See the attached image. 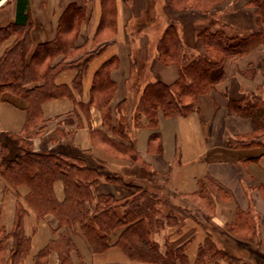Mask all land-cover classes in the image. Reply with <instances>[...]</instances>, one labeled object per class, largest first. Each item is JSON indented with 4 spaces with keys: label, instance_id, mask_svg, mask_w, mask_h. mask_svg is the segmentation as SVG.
I'll use <instances>...</instances> for the list:
<instances>
[{
    "label": "crops",
    "instance_id": "obj_1",
    "mask_svg": "<svg viewBox=\"0 0 264 264\" xmlns=\"http://www.w3.org/2000/svg\"><path fill=\"white\" fill-rule=\"evenodd\" d=\"M261 1L264 2L251 0L254 4L259 3L260 8L257 9L258 13H255L256 9L249 12L246 9V21L237 16L238 10L235 11V8L231 10L233 18L223 15L224 9L230 7V2L238 5L243 0H224L218 10L237 32L264 31V6ZM72 2L80 4L81 0H29V13L33 22L32 49L55 37L60 17ZM115 6L116 32L111 38L97 42L109 41L110 44L91 61L81 89L72 84L75 71L65 70L64 76H57L58 83L70 87L72 96L65 95L43 102V122L37 127L40 132L29 138L32 148L37 151L45 149L82 155L91 165L99 164L107 172H119L128 182L161 196L162 200L157 204L160 212L155 220L161 221L162 226H148L150 239L159 244L161 252H165L166 243L172 248L185 244L189 264L194 249L201 243L199 238L208 233L216 237L222 244L221 249L228 252L230 258L239 256L235 253L237 249L233 248L237 245L235 236L228 226L236 220L237 215L245 214L248 217L243 224L250 228L251 217L243 212L255 214L254 225L259 247L255 249L251 245L242 244L237 246L238 249L247 247L248 255L243 256L246 264H264V146L260 142L264 141V133L248 136L257 125L264 131V88H261L264 86V44L258 43L244 53L227 57L221 68V78L207 92L198 94V103L193 110L171 116L159 112L158 125L147 131L142 126L133 125L135 105L144 86L155 80L172 84L179 77L176 64H165L156 56V43L161 35L154 41L155 35H158V28L152 23L154 13L162 15L165 26L168 21L176 22L182 40L192 47L191 54L195 55L205 52L204 39L198 31L207 16L192 8L175 9L168 0H115ZM150 7L154 8V13L148 16L146 12ZM101 13V0H88L87 19L81 24L76 45H85L86 50L92 48V39L100 23ZM16 17V0H0V27L14 22ZM240 28L243 30H239ZM149 31L153 35H149ZM13 39L14 37L10 40ZM61 58L62 55L57 56L52 63ZM111 58L116 61L115 68L111 71V79L115 83V93L111 99L112 124L117 122L116 106L125 100L129 136L123 138L103 125L97 106H86L95 71ZM143 65L146 66V71L140 72ZM255 91L257 94L253 96L254 102H251ZM2 97L0 142H5L9 136L21 134L26 120L27 102L8 92L3 93ZM93 130L96 140L100 139L98 131L101 130L109 137L131 146L133 156L137 155L139 158L138 162H128L123 157L118 159L111 155L99 142L93 140ZM154 131L157 134L153 135ZM139 133H142V137ZM231 137L253 138L259 143L233 146ZM94 148L101 149L102 154L95 152ZM10 184L0 166V233L5 230L3 238L10 232L15 216L13 196L10 220L8 223L3 220L4 202L11 192ZM26 187L19 186L20 192L25 193ZM56 189L61 194L60 183H57ZM131 189L103 180L95 191L97 194L109 193L119 199L128 195ZM204 189L211 193V198L207 195L200 196V204L203 202L206 205L211 199L215 207L210 214L195 200ZM117 211L123 214L125 209L119 206ZM169 213L178 215L179 226L175 225L174 228L173 224L166 223V215ZM32 215V218L27 215L29 223L25 226L26 232L30 228L28 234L32 236L31 244L36 238L39 223L53 236L64 231L75 243L71 256L74 254L75 259H72L77 264H167L130 259L116 244L123 227L111 231L106 250L91 253L81 238L79 227L61 225L51 213L42 217H36L34 213ZM171 227L175 230L171 231ZM53 236L28 253L26 264L34 262L33 253L44 247ZM244 240L251 242L249 238ZM11 244V237L0 243V264H8ZM186 263L187 261L176 260L174 264ZM41 264H59L58 253L51 250L42 255Z\"/></svg>",
    "mask_w": 264,
    "mask_h": 264
},
{
    "label": "trees",
    "instance_id": "obj_2",
    "mask_svg": "<svg viewBox=\"0 0 264 264\" xmlns=\"http://www.w3.org/2000/svg\"><path fill=\"white\" fill-rule=\"evenodd\" d=\"M223 1L207 0V5L203 7L198 5V0H186L180 4L175 0H168L175 9L192 8L207 16L198 31L204 39L205 52L191 54L192 47L182 40L176 22L168 21L156 43V56L165 64H176L179 77L172 84L155 80L144 86L134 109L135 127H156L159 112L171 116L193 110L198 103V94L207 92L221 78V68L227 57L244 53L258 43L264 44V31L237 32L223 18L222 13L219 14L218 9ZM16 2V20L0 27V43L14 37L0 56V101L3 100V93L8 92L27 102L26 120L21 134L9 136L6 143L0 142L1 172L11 183L9 190L15 196L12 228L4 238L5 230L0 233V243L12 238L7 263L25 262L32 242V236L25 230V218L33 211L36 217L51 213L58 218L61 225L79 227L96 252L106 250L111 231L123 227L116 244L130 259L167 264H174L176 260L186 262L185 244L172 248L166 243L165 252H161L159 244L150 239L148 226H162L161 221L155 220L160 212L157 204L161 202V196L128 182L119 172H107L102 165H91L82 155L45 149L37 151L29 141V138L40 132L37 127L43 122V102L65 95L72 96L70 87L58 83L57 76L65 70L74 69L76 75L72 84L81 89L83 77L92 59L110 44L109 41L99 44L97 42L111 38L116 32L115 0H101V19L90 50H86L85 45H76L81 24L87 19L88 0H81L80 4L70 3L60 17L55 37L39 43L35 49H32L33 22L29 13V0ZM261 2L264 6V2ZM59 55L62 58L52 63ZM115 64L114 58L107 59L95 71L86 106H97L103 125L123 138L129 136L125 100L116 106L117 122L112 124L111 99L115 93V83L111 79V71ZM98 133L100 139L96 140L95 131H92L95 142H99L113 154L129 157L133 163L138 162L139 158L137 155L133 156L134 150L131 146L109 137L104 131L100 130ZM155 134L157 131H154L153 135ZM244 139L231 137L230 142L233 146L259 143L253 138ZM103 180L130 187L132 191L119 199L109 193L97 194V185ZM57 183L62 186L61 195L56 191ZM21 185H26L29 191L21 193ZM205 195L211 198L207 189L200 194ZM21 199H24L25 204ZM211 202L206 204L207 208L215 207ZM119 206L125 209L123 214L118 213ZM243 213L249 215L248 211ZM166 219V223L174 226L180 221L175 213H169ZM211 236L208 233L205 240L200 241L197 263L212 257V264H223L216 258L220 256L227 264L240 260L246 264L243 257L230 258L229 253L218 247ZM74 248L75 243L71 236L59 231L35 255V264H41L42 255L51 250L58 253L59 264H77L71 256Z\"/></svg>",
    "mask_w": 264,
    "mask_h": 264
},
{
    "label": "rangeland",
    "instance_id": "obj_3",
    "mask_svg": "<svg viewBox=\"0 0 264 264\" xmlns=\"http://www.w3.org/2000/svg\"><path fill=\"white\" fill-rule=\"evenodd\" d=\"M178 4H180V3H185L186 2V0H175ZM199 2H198V5L199 6H206L207 5V0H198ZM155 2V1H154ZM223 3V2H222ZM261 3V2H260ZM229 5H230V7L228 8V9H224V11H223V15L224 16H229V17H231V18H233L231 15V10L233 9V8H235L236 10L235 11H237L238 10V17L240 16V19L241 20H244V21H246V19H245V12H246V9H248V12H249V10L251 11V9H256V11H257V9L258 8H260V4L258 3V4H254L253 2H251V0H243V2H242V4L240 3V4H238V5H235V3H232V2H230L229 3ZM149 11V12H148ZM147 12H146V15H148V16H151V14L152 13H154V8H152V7H150L149 8V10H148ZM230 13V14H229ZM241 13V14H240ZM255 13H258V11L257 12H255ZM219 14H221L220 12H219ZM249 14V13H248ZM236 19H237V17H236ZM165 19L162 17V15H157V14H155L154 13V15H153V21H152V23H155L156 24V27L158 28V32H157V34L158 35H155V38H154V41H157V37H159V35H161L162 34V32H163V30H164V28L166 27L165 26V21H164ZM229 23H231V22H229ZM152 29V28H151ZM240 30L242 31L243 29L242 28H240ZM243 32V31H242ZM149 35H153V33L152 32H150L149 31ZM13 37V36H12ZM12 37H10V38H8V39H6V40H3L1 43H0V56L4 53V51H5V49L12 43V41L10 40ZM155 43V42H154ZM104 51V49L100 52V53H98L96 56H98V55H100L102 52ZM95 56V57H96ZM94 57V58H95ZM229 57H231V56H229ZM93 58V59H94ZM92 59V60H93ZM71 71H75L74 69H70ZM140 72H145L146 71V66H142L141 68H140ZM219 70V69H218ZM76 72V71H75ZM87 74V73H86ZM85 74V75H86ZM84 75V76H85ZM251 86H254V85H252V83H251ZM261 88H264V86L262 85L261 86ZM253 95H252V97H251V102H254V97L253 96H255V94H257V91H255L254 93H252ZM250 97V96H249ZM263 97H264V95H263ZM263 101H264V98H263ZM27 113V112H26ZM142 128H146V130L147 131H150L152 128H153V126H149V125H143L142 126ZM264 133V131H263V129H261V127L259 126V125H257V126H254V130L251 132V134H248V136H257V134L258 133ZM244 140H246V138L244 139ZM260 142H262V144H264V141H260ZM103 147V146H102ZM103 148H105V147H103ZM111 155L113 154L110 150H108V148H105ZM114 156H116V158H118V159H120V158H125V160H129L128 162H130V158L129 157H125V156H122V155H116V154H113ZM29 191V188L28 187H26V188H24V192L25 193H27ZM60 193H62V190H60ZM61 195V194H60ZM195 200H196V202L198 203V204H200V201H201V199H200V195H199V197H196L195 198ZM211 201H209V203H210ZM212 203V202H211ZM200 206L202 207V209L205 211V212H207V214H210V213H213V211H212V209H214L213 208V206H211V208H207V206L202 202V204H200ZM33 213H34V211H33ZM35 214V213H34ZM249 215H250V217H251V227L249 228V227H246L243 223L245 222V220H247V215H245V214H239V215H237L236 216V220L235 221H232L230 224H229V226H228V228H229V230L231 231V233L235 236V239H236V243L235 244H237V245H239V244H242V245H245V246H250L251 245V247H253V248H255L256 249V247H259L258 246V243H257V240L259 239L257 236H256V234H257V230H256V228H255V226H254V223H255V214H251V212H249ZM240 219V220H239ZM175 225H178L179 226V223L177 222ZM174 228H175V226H173ZM173 227H171V231L172 230H175ZM254 227V228H253ZM177 228V227H176ZM28 231L30 232V228L28 229ZM29 232H26L27 234L29 233ZM81 232V231H80ZM206 236H207V234H206ZM206 236L205 235H202V237H200L199 238V240L200 241H203V240H205V238H206ZM242 237V238H241ZM81 238L83 239V241H84V243H85V245L87 246V248L90 250V252L91 253H100V252H96L95 250H93V248H92V246L90 245V243L88 242V240H87V238L85 237V235L81 232ZM243 238H249V239H251V242H249V241H247V240H244ZM211 239H213V242H215L216 244H217V246L218 247H222L221 245V243L216 239V237L214 236V235H212L211 236ZM189 246H190V244H188ZM188 245H187V247H188ZM199 243H198V245H197V248L196 249H194V253H193V257H192V259H191V263L190 264H212V257H207V259H205V261L204 260H201L199 263H197L196 262V257H197V252H198V250H199ZM237 245H235V246H233V248L236 250L237 249V251L235 252L237 255H239V257H243V256H245V255H248V253H247V247L245 248V249H238V246ZM121 248V247H120ZM42 249V248H41ZM40 250V249H39ZM39 250L37 251H35L34 253H33V258H35V255L39 252ZM121 250L123 251V249L121 248ZM234 250V251H235ZM124 252V251H123ZM252 252V251H251ZM125 253V252H124ZM126 254V253H125ZM28 255V254H27ZM127 255V254H126ZM128 256V255H127ZM220 256H217L216 258L218 259V261H221V263H223V264H227V263H225V262H223V260H221V258H219ZM35 264V261L33 262H31V264ZM187 263H188V258H187ZM24 264H26V262L24 263ZM189 264V263H188ZM234 264H244L243 263V261L242 260H240V261H238V262H235Z\"/></svg>",
    "mask_w": 264,
    "mask_h": 264
},
{
    "label": "bare ground",
    "instance_id": "obj_4",
    "mask_svg": "<svg viewBox=\"0 0 264 264\" xmlns=\"http://www.w3.org/2000/svg\"><path fill=\"white\" fill-rule=\"evenodd\" d=\"M64 71L61 72L59 75H58V78L64 76ZM140 134V137H142V133H139ZM95 152H97L98 154H102V151L101 149L99 148H94ZM109 161H111L110 158H108ZM55 186L57 187V184H55ZM56 191L58 192V189H56ZM13 196L14 194L12 192H9L7 197H6V200L4 202V216H3V220L8 223L9 220H10V217H11V213H12V207H13ZM22 202L25 204V201L24 199H21ZM29 215L30 217L32 218V213L29 212ZM29 221L27 220V218H25V226L28 225ZM37 233H36V238L34 240V242L31 244L32 248H30V251H32L33 249H35L37 247V245L43 241H45L46 239H48L49 237L53 236L51 232H49L47 230V228L42 224V223H39L37 224ZM72 258H74V254H72ZM29 263V262H28Z\"/></svg>",
    "mask_w": 264,
    "mask_h": 264
}]
</instances>
